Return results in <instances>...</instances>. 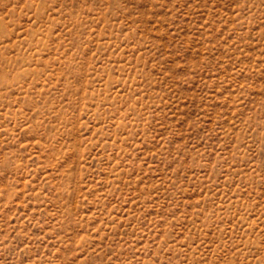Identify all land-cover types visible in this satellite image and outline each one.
Returning a JSON list of instances; mask_svg holds the SVG:
<instances>
[{
  "label": "rangeland",
  "instance_id": "rangeland-1",
  "mask_svg": "<svg viewBox=\"0 0 264 264\" xmlns=\"http://www.w3.org/2000/svg\"><path fill=\"white\" fill-rule=\"evenodd\" d=\"M0 264H264V0H0Z\"/></svg>",
  "mask_w": 264,
  "mask_h": 264
}]
</instances>
